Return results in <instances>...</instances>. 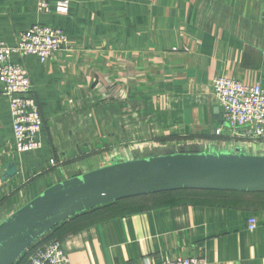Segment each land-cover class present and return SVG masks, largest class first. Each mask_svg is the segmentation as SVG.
Segmentation results:
<instances>
[{
  "label": "crops",
  "instance_id": "crops-1",
  "mask_svg": "<svg viewBox=\"0 0 264 264\" xmlns=\"http://www.w3.org/2000/svg\"><path fill=\"white\" fill-rule=\"evenodd\" d=\"M57 1L38 14L35 0H0V41L15 46L37 23L68 39L45 63L12 59L29 71L43 121L39 151L16 153L0 87V223L49 187L136 155L198 148L264 156V141L224 122L213 92L218 77L264 89L263 0H69L67 15L56 12ZM11 165L17 173L1 181ZM259 194L156 196L102 207L61 243L70 264L179 257L264 264Z\"/></svg>",
  "mask_w": 264,
  "mask_h": 264
},
{
  "label": "water",
  "instance_id": "water-1",
  "mask_svg": "<svg viewBox=\"0 0 264 264\" xmlns=\"http://www.w3.org/2000/svg\"><path fill=\"white\" fill-rule=\"evenodd\" d=\"M17 173L6 167L1 181ZM181 190L264 193V156L195 148L114 163L55 184L0 223V264L80 214L141 196Z\"/></svg>",
  "mask_w": 264,
  "mask_h": 264
},
{
  "label": "built area",
  "instance_id": "built-area-1",
  "mask_svg": "<svg viewBox=\"0 0 264 264\" xmlns=\"http://www.w3.org/2000/svg\"><path fill=\"white\" fill-rule=\"evenodd\" d=\"M37 13L50 12V0H35ZM264 1V0H263ZM69 0H58L56 12L67 15ZM68 44L66 34L58 28L35 24L22 32L15 46L0 41V87L8 98L14 133V147L18 154L35 153L42 148L39 135L43 121L28 69L12 61L14 56H34L47 62ZM213 92L223 111L224 122L237 130L245 139L264 140V89L261 85H246L240 81L218 77L213 82ZM256 228V220L250 219L249 230ZM28 264H70L62 243L53 241L37 250ZM162 264H208L202 257H179Z\"/></svg>",
  "mask_w": 264,
  "mask_h": 264
},
{
  "label": "trees",
  "instance_id": "trees-1",
  "mask_svg": "<svg viewBox=\"0 0 264 264\" xmlns=\"http://www.w3.org/2000/svg\"><path fill=\"white\" fill-rule=\"evenodd\" d=\"M219 193L254 194V193H242V192L181 190V191H175V192H166V193H159V194H154V195H149V196H141V197L125 199V200L110 204V205L105 206V207L106 208H115V207H121L122 208L121 205H138V204H140L141 201L148 199L149 197H156V196L173 197L175 195H184V196L188 197L190 195L219 194ZM257 194H259V193H257ZM259 195H264V193H260ZM101 209L102 208L95 209V210L80 214L76 217H73V218H71L72 221L65 225V223L67 222L66 221L65 223H63L64 225L62 224L61 226H59L58 228L54 229L52 232H50L49 234L44 236L38 242L33 244L30 247V249L20 258V260L17 262V264H28L29 258L33 253H35L37 250L44 249L47 244H49L53 241L61 242L65 235L75 231L77 224L80 223L81 220H83V218H85V217L89 218V217H91L90 215H93L94 213H96L98 210H101ZM71 219H69V220H71Z\"/></svg>",
  "mask_w": 264,
  "mask_h": 264
},
{
  "label": "rangeland",
  "instance_id": "rangeland-1",
  "mask_svg": "<svg viewBox=\"0 0 264 264\" xmlns=\"http://www.w3.org/2000/svg\"><path fill=\"white\" fill-rule=\"evenodd\" d=\"M263 141H264V140H263ZM210 152H211V153H215L216 151L210 149ZM219 152H223V151H219ZM146 157H148L146 153H144V154H142V155H140V156L136 155V158H137V159H138V158H146Z\"/></svg>",
  "mask_w": 264,
  "mask_h": 264
}]
</instances>
